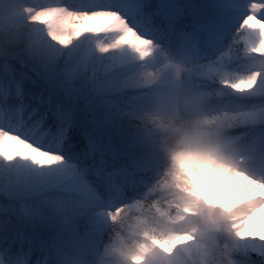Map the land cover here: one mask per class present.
I'll use <instances>...</instances> for the list:
<instances>
[{"label": "snow or ice", "instance_id": "obj_1", "mask_svg": "<svg viewBox=\"0 0 264 264\" xmlns=\"http://www.w3.org/2000/svg\"><path fill=\"white\" fill-rule=\"evenodd\" d=\"M4 7L0 264H189L218 243L264 264V0ZM162 100L195 120L170 163L146 123Z\"/></svg>", "mask_w": 264, "mask_h": 264}, {"label": "clouds", "instance_id": "obj_2", "mask_svg": "<svg viewBox=\"0 0 264 264\" xmlns=\"http://www.w3.org/2000/svg\"><path fill=\"white\" fill-rule=\"evenodd\" d=\"M10 15V10L6 7L0 8V29H3L7 24V18ZM3 43H11L12 36L10 34L0 36ZM181 75H187L186 69H179V65H175L170 70V78L175 80ZM167 100H162V103L157 113L151 117L146 123L152 133L150 143L160 149L169 163L177 152L181 151L184 146L185 136L191 135L195 128V120L191 112L183 107H177L172 110L167 108ZM144 214L152 215L154 209L145 204L143 209ZM140 213L136 211H126L121 214L119 219L127 229L134 228L137 225V217ZM218 215V214H216ZM203 218L211 229L212 221L215 215L205 211ZM120 225H117L119 227ZM160 226L166 228L167 225L163 220H160ZM189 264H233L231 256H229L224 248L223 243H218L215 254L210 253L207 248L202 249L198 254L192 257Z\"/></svg>", "mask_w": 264, "mask_h": 264}, {"label": "rangeland", "instance_id": "obj_3", "mask_svg": "<svg viewBox=\"0 0 264 264\" xmlns=\"http://www.w3.org/2000/svg\"><path fill=\"white\" fill-rule=\"evenodd\" d=\"M66 2H70V0H66ZM7 22H8V20H7Z\"/></svg>", "mask_w": 264, "mask_h": 264}]
</instances>
